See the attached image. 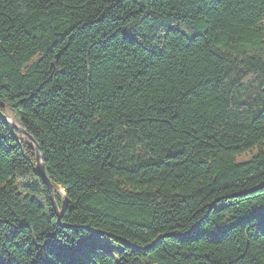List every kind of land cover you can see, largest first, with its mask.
<instances>
[{"label": "trees", "instance_id": "obj_1", "mask_svg": "<svg viewBox=\"0 0 264 264\" xmlns=\"http://www.w3.org/2000/svg\"><path fill=\"white\" fill-rule=\"evenodd\" d=\"M7 110L0 264H264V0H0Z\"/></svg>", "mask_w": 264, "mask_h": 264}, {"label": "snow or ice", "instance_id": "obj_2", "mask_svg": "<svg viewBox=\"0 0 264 264\" xmlns=\"http://www.w3.org/2000/svg\"><path fill=\"white\" fill-rule=\"evenodd\" d=\"M90 243L87 237L81 235H76L75 237L67 236L63 233L53 235L45 243V247L42 250L43 258L38 259L35 264H76V262L65 257L71 253L87 251Z\"/></svg>", "mask_w": 264, "mask_h": 264}, {"label": "water", "instance_id": "obj_3", "mask_svg": "<svg viewBox=\"0 0 264 264\" xmlns=\"http://www.w3.org/2000/svg\"><path fill=\"white\" fill-rule=\"evenodd\" d=\"M0 119H2L11 130L14 129V130L18 131L20 134H22L25 137V139L27 141H29L33 145L37 172L40 175V177L43 179V181H44V183H45V185H46V187H47V189L49 191L50 198L52 200V203H53V206H54V210H55V213H56V216H57L56 223L60 225V216H61L62 211H60V209L57 207V205L55 203V200L53 198L52 184L50 183L48 177L46 176V173H45V170H44L43 161H42V157H41V151H40V148H39L38 144L35 142L34 138L29 133H27L25 131L24 128H22L20 125H18V126L14 125L10 121H8L7 118L5 117V114H1L0 113Z\"/></svg>", "mask_w": 264, "mask_h": 264}, {"label": "rangeland", "instance_id": "obj_4", "mask_svg": "<svg viewBox=\"0 0 264 264\" xmlns=\"http://www.w3.org/2000/svg\"><path fill=\"white\" fill-rule=\"evenodd\" d=\"M5 117L7 118V120L8 121H10L12 124H14V125H19V123L16 121V119L14 118V116L12 115V113H10V111H6L5 112ZM18 132V131H17ZM18 136L20 137V138H22V139H25V137L22 135V134H20L19 132H18ZM250 155H243L241 158L242 159H245V158H248ZM61 197H62V202L64 203V199H63V195L61 194Z\"/></svg>", "mask_w": 264, "mask_h": 264}]
</instances>
